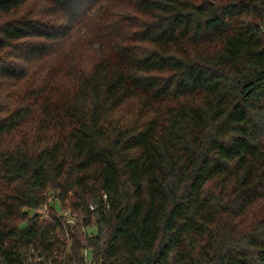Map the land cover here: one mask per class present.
Segmentation results:
<instances>
[{
  "label": "trees",
  "instance_id": "obj_1",
  "mask_svg": "<svg viewBox=\"0 0 264 264\" xmlns=\"http://www.w3.org/2000/svg\"><path fill=\"white\" fill-rule=\"evenodd\" d=\"M101 262L264 264V0H0V264Z\"/></svg>",
  "mask_w": 264,
  "mask_h": 264
},
{
  "label": "rangeland",
  "instance_id": "obj_2",
  "mask_svg": "<svg viewBox=\"0 0 264 264\" xmlns=\"http://www.w3.org/2000/svg\"><path fill=\"white\" fill-rule=\"evenodd\" d=\"M49 203L50 204H53L54 205V207H55V209L56 210H59V204H58V202L57 201H53V197H52V195H50L49 196ZM45 207L46 206H44L42 209H40L39 211L41 212V213H43V214H45L46 212H47V210L45 209ZM59 212L60 213H63V215L68 219V221L71 223L73 220H72V218L70 217V213H68V212H66V211H64V210H59ZM95 230V227H89L88 229H87V231L88 232H93Z\"/></svg>",
  "mask_w": 264,
  "mask_h": 264
},
{
  "label": "water",
  "instance_id": "obj_3",
  "mask_svg": "<svg viewBox=\"0 0 264 264\" xmlns=\"http://www.w3.org/2000/svg\"><path fill=\"white\" fill-rule=\"evenodd\" d=\"M100 264H104L103 262H101Z\"/></svg>",
  "mask_w": 264,
  "mask_h": 264
}]
</instances>
